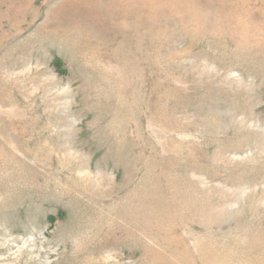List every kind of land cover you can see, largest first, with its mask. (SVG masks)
I'll use <instances>...</instances> for the list:
<instances>
[{"label":"rangeland","instance_id":"374dc122","mask_svg":"<svg viewBox=\"0 0 264 264\" xmlns=\"http://www.w3.org/2000/svg\"><path fill=\"white\" fill-rule=\"evenodd\" d=\"M0 264H264V0H0Z\"/></svg>","mask_w":264,"mask_h":264}]
</instances>
